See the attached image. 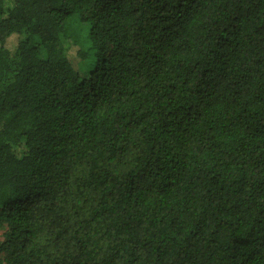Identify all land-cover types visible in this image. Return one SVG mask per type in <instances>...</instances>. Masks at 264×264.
I'll list each match as a JSON object with an SVG mask.
<instances>
[{
    "label": "trees",
    "instance_id": "1",
    "mask_svg": "<svg viewBox=\"0 0 264 264\" xmlns=\"http://www.w3.org/2000/svg\"><path fill=\"white\" fill-rule=\"evenodd\" d=\"M0 230V264H264V0H0Z\"/></svg>",
    "mask_w": 264,
    "mask_h": 264
},
{
    "label": "rangeland",
    "instance_id": "2",
    "mask_svg": "<svg viewBox=\"0 0 264 264\" xmlns=\"http://www.w3.org/2000/svg\"><path fill=\"white\" fill-rule=\"evenodd\" d=\"M17 41H18V39H17V37H15V36H13L12 38H10L9 40H8V42H7V46L8 47H14L16 44H17ZM4 230H0V241H2L3 240V238H4Z\"/></svg>",
    "mask_w": 264,
    "mask_h": 264
}]
</instances>
